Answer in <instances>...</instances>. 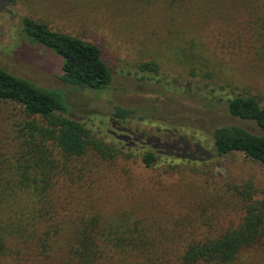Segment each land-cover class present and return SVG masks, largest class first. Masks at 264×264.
Masks as SVG:
<instances>
[{
  "label": "rangeland",
  "instance_id": "obj_1",
  "mask_svg": "<svg viewBox=\"0 0 264 264\" xmlns=\"http://www.w3.org/2000/svg\"><path fill=\"white\" fill-rule=\"evenodd\" d=\"M100 1H82L95 3L82 7L71 0H0V64L60 89L71 114L97 137L128 146L127 155L103 166L87 207L106 218L142 208L163 237L201 235L203 222L219 228L237 224L243 214L239 203H230L229 187L243 190L251 184L264 190V167L240 153L218 156L213 133L217 126L242 123L228 111L229 96L255 95L264 103L260 25L224 0H195L172 12L165 0ZM25 16L98 44L112 69L110 86L78 90L64 84L59 78L64 59L31 42ZM191 36L204 44L209 62L203 67L197 61L195 74L178 51L183 37ZM144 62L157 63L158 71L144 70ZM115 107L134 112L119 122ZM244 123L264 134L255 122ZM151 149L159 153V162L147 167L143 153ZM243 257L249 258L246 264H264V248ZM0 264L49 263L26 253Z\"/></svg>",
  "mask_w": 264,
  "mask_h": 264
},
{
  "label": "trees",
  "instance_id": "obj_2",
  "mask_svg": "<svg viewBox=\"0 0 264 264\" xmlns=\"http://www.w3.org/2000/svg\"><path fill=\"white\" fill-rule=\"evenodd\" d=\"M82 1L87 0H71L82 7L95 4ZM192 1L165 0L170 12ZM224 1L260 25L264 55V0ZM23 26L32 43L53 49L64 59L59 77L64 84L78 90L110 86L112 69L98 44L31 16L23 18ZM183 41L178 51L194 74L197 61L209 66L202 42L193 36ZM142 68L157 72L158 64L144 62ZM227 105L242 123L215 128V153H240L264 167V134L244 123L253 121L264 130V103L255 95L239 93L229 96ZM115 109L114 119L119 122L134 112ZM70 110L60 89L0 64V120L4 121L0 123V259L32 253L49 264H246L249 258L243 255L248 250L264 248V190L258 192L251 184L228 190L230 203H239L242 210L240 222L222 228L203 222V234L186 238L161 236L142 208L106 218L95 207H87L103 166L127 155L128 146L97 137ZM159 157L155 150H147L143 162L152 167Z\"/></svg>",
  "mask_w": 264,
  "mask_h": 264
}]
</instances>
